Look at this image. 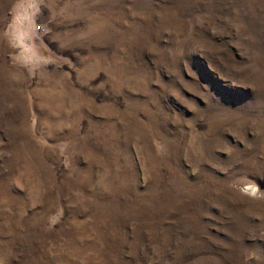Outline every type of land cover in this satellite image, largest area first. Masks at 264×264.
Masks as SVG:
<instances>
[{
	"label": "rangeland",
	"instance_id": "rangeland-1",
	"mask_svg": "<svg viewBox=\"0 0 264 264\" xmlns=\"http://www.w3.org/2000/svg\"><path fill=\"white\" fill-rule=\"evenodd\" d=\"M0 264H264V0H0Z\"/></svg>",
	"mask_w": 264,
	"mask_h": 264
}]
</instances>
